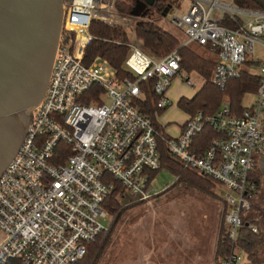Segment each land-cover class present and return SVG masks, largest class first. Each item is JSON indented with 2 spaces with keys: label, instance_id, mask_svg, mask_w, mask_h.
<instances>
[{
  "label": "built area",
  "instance_id": "obj_1",
  "mask_svg": "<svg viewBox=\"0 0 264 264\" xmlns=\"http://www.w3.org/2000/svg\"><path fill=\"white\" fill-rule=\"evenodd\" d=\"M117 1L64 0L66 16L46 98L0 179V264H80L89 245L111 227L104 205L118 185L124 198L137 202L160 195L151 178L162 168L160 139L185 168L228 191L224 225L231 251L221 264H254L241 243L260 234L250 212L257 192L252 175L264 155V61L255 50L260 46L264 52V9L243 8L237 0H190L185 13L171 7V24L185 34L182 46L216 52L212 84L224 88L253 61L260 64V86L243 117L232 116L225 105L215 116L190 117L180 135L169 139L137 106L145 97L140 85L155 81L157 110L163 111L173 105L168 92L175 79L188 88L194 84L182 72L179 50L162 58L143 51L133 18L117 12ZM95 21L131 36L125 66L133 79L118 78L100 57L86 64ZM96 86L101 92L94 95ZM207 126L222 136L199 154L192 145Z\"/></svg>",
  "mask_w": 264,
  "mask_h": 264
},
{
  "label": "trees",
  "instance_id": "obj_2",
  "mask_svg": "<svg viewBox=\"0 0 264 264\" xmlns=\"http://www.w3.org/2000/svg\"><path fill=\"white\" fill-rule=\"evenodd\" d=\"M137 1L127 0L123 2V0H118L116 10L120 15L132 17L131 12ZM174 1L156 0L155 5L147 12L145 18L132 17L136 34L143 42V51L152 58H162L177 49L182 57V72L189 77L194 73L203 79V86L193 98H183L178 103V108L190 115V117H194L200 113L205 117L215 116L225 105L230 108L232 116L238 118L243 117L246 111V108L243 106L245 97L247 95H255L260 86L259 77L251 72V68L259 67L260 64L258 62L248 61L242 68L240 75L231 79L224 88H219L212 84L211 78L217 67L215 59L206 58L193 47L194 45L182 46L184 40L164 30L158 23L164 18L165 9L172 7ZM237 3L243 8L260 9V6L253 0H237ZM90 32L95 39L87 47L86 64H90L95 58L100 57L106 60L117 72L118 78L133 79V76L127 71L125 66L130 55L129 44L131 43V38L129 35L122 29L108 27L99 21H95L92 24ZM203 49L213 55L216 53L208 47ZM154 85V80L143 82L140 86L145 97L136 101L142 113L150 117L153 123L155 122L156 116L161 112L157 110L159 98L153 91ZM99 92L101 90L97 86L92 89V94L94 95L99 94ZM83 103L88 104L91 102L83 100ZM221 136L222 134L219 131L207 126L204 132L193 142L192 150L202 154L210 147L213 140ZM160 153L162 168L151 174L152 179L165 169L176 176L177 180L173 186L181 185L186 190L195 189L205 195H210L216 187H221L220 184L211 178L185 168L180 161L169 155L162 144H160ZM252 180L257 186L256 198L260 188L261 174L258 173L257 175V171H255L252 175ZM168 190L163 191L162 194ZM125 200L123 190L118 185L117 189L107 199L104 205V208L113 220L111 227L95 242L89 245L88 253L80 264H100L108 249L114 246L113 236L115 227L126 220L127 208L124 207L123 203ZM222 203L225 210V202L223 201ZM253 222L257 224V222ZM261 235L262 233L259 235L250 234L247 236L246 241L241 243L251 261H253L252 259H254V255L260 247V243H262ZM230 251L231 248L226 239V227L223 219L222 236L217 253L218 258L225 257Z\"/></svg>",
  "mask_w": 264,
  "mask_h": 264
},
{
  "label": "rangeland",
  "instance_id": "obj_3",
  "mask_svg": "<svg viewBox=\"0 0 264 264\" xmlns=\"http://www.w3.org/2000/svg\"><path fill=\"white\" fill-rule=\"evenodd\" d=\"M189 5L190 0H175L172 6L185 13ZM158 23L164 30L185 40L184 32L171 24L169 15ZM129 37L131 38L130 35ZM193 47L206 58L216 59L205 49L195 45ZM255 50L259 61H264L261 47L256 46ZM252 59L250 56V60ZM253 72L258 74V67H255ZM190 78L194 88L190 89L181 83L180 79H175L169 89L168 96L173 105L160 117L159 122L169 126L171 132L186 119L183 111L177 107L178 100L182 96H193L203 84L200 76L193 75ZM256 100V96L247 95L243 106L246 109L251 108ZM258 173L261 174L259 169L257 175ZM176 180L175 175L164 169L153 179V187L161 193L159 197L147 203L137 202L133 198L123 201L124 207L127 208L126 220L115 227V244L108 249L100 264H221L217 253L225 212L222 202L227 198L228 191L218 186L212 194L205 195L195 189L186 190L181 185L173 186ZM166 190L168 191L162 194ZM257 197L253 202L250 220L259 225L262 243L252 259L254 264L263 261L262 174ZM103 224L109 226L110 220L104 221ZM3 238L0 232V242Z\"/></svg>",
  "mask_w": 264,
  "mask_h": 264
},
{
  "label": "water",
  "instance_id": "obj_4",
  "mask_svg": "<svg viewBox=\"0 0 264 264\" xmlns=\"http://www.w3.org/2000/svg\"><path fill=\"white\" fill-rule=\"evenodd\" d=\"M155 2L138 0L131 16L144 18ZM65 16L64 0H0V179L46 98Z\"/></svg>",
  "mask_w": 264,
  "mask_h": 264
},
{
  "label": "crops",
  "instance_id": "obj_5",
  "mask_svg": "<svg viewBox=\"0 0 264 264\" xmlns=\"http://www.w3.org/2000/svg\"><path fill=\"white\" fill-rule=\"evenodd\" d=\"M195 46H198V45H195ZM198 47H200V46H198ZM201 48H205V47H201ZM215 57H216V59H215V61L217 62V54L215 53V55H214ZM254 68L255 67H253V68H251V72L253 73V74H255L256 76H258L259 75V72H258V74H256V73H254L253 71H254ZM258 70H259V67H258ZM193 75H196V76H198L197 74H191L190 75V77L191 76H193ZM199 77V76H198ZM202 79V78H201ZM203 80V79H202ZM204 83V82H203ZM202 86H203V84H202ZM201 86V87H202ZM194 88V87H193ZM190 89H192V88H190ZM198 92V91H197ZM257 94V93H256ZM256 94L254 95V96H256ZM195 96V94L193 95V96H182L179 100H178V102H177V107H178V103H179V101L181 100V99H183V98H185V99H191V98H193ZM168 110V108L166 109V110H163V111H161L157 116H156V119H155V122H154V124H155V127H156V129H157V131L159 132V134H160V136L162 137V138H177L179 135H180V132H181V129H182V126L185 124V122L190 118V115H188L187 113H185L184 111H183V114H185V117H186V119H185V121H183V123H181L180 125H178V126H176L175 127V131L173 130L172 132L170 131V127L169 126H164V125H162L160 122H159V119H160V117L162 116V115H164V113H166V111ZM181 110V109H180ZM182 111V110H181ZM160 144H162V145H164V143H163V139H160ZM260 170V172H261V174H262V176H264V155H262V156H260L259 158H258V162H257V168H256V171L257 170ZM257 199H258V197H257ZM253 211V210H252ZM251 216V215H250Z\"/></svg>",
  "mask_w": 264,
  "mask_h": 264
},
{
  "label": "flooded vegetation",
  "instance_id": "obj_6",
  "mask_svg": "<svg viewBox=\"0 0 264 264\" xmlns=\"http://www.w3.org/2000/svg\"><path fill=\"white\" fill-rule=\"evenodd\" d=\"M150 9H151V7H148L146 11L149 12ZM147 12H146V13H147ZM260 233H262V232H261V229H260ZM261 252H262V256H263V261L259 262V264H264V249H263Z\"/></svg>",
  "mask_w": 264,
  "mask_h": 264
}]
</instances>
